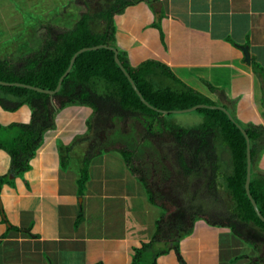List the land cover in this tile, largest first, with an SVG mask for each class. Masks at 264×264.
Segmentation results:
<instances>
[{
  "label": "crops",
  "instance_id": "0c3cea01",
  "mask_svg": "<svg viewBox=\"0 0 264 264\" xmlns=\"http://www.w3.org/2000/svg\"><path fill=\"white\" fill-rule=\"evenodd\" d=\"M64 2L0 0V26L16 33L31 25L30 13ZM114 22V47L132 67L161 63L186 86L219 103L224 97L244 124L264 127V0H142ZM70 142L62 133H45L30 170L23 178L11 174L13 183L1 186L0 264H133L136 249L157 235L165 211L150 201L120 152L92 159L80 197L87 151L72 156L76 148ZM10 171L11 158L0 149V177ZM158 264L264 263L231 229L199 220L181 237L180 252Z\"/></svg>",
  "mask_w": 264,
  "mask_h": 264
},
{
  "label": "trees",
  "instance_id": "16d2710c",
  "mask_svg": "<svg viewBox=\"0 0 264 264\" xmlns=\"http://www.w3.org/2000/svg\"><path fill=\"white\" fill-rule=\"evenodd\" d=\"M134 4L133 0H114L108 10L99 13L106 21L103 31H95L94 18L83 14L67 32L50 28L42 45L18 60L14 54L0 58V106L9 112L25 105L32 110L28 123L7 128L0 125V149L11 158V171L0 177V188L13 183L11 174L23 178L30 170L45 133L55 128L57 114L73 105L87 107L94 111L92 131L102 136L117 119L125 128L135 121L142 125L143 141L159 144L161 160L173 162V178L163 170L161 177L166 179H159L156 166L135 159V151L128 146L110 145L106 149L122 154L130 173L146 187L150 201L165 211L157 235L136 249L133 264H158L161 257L180 252L181 237L192 233L199 220L231 229L258 250L264 263V173L256 169L264 155V127L244 124L223 96L221 103L214 101L186 86L161 63L148 61L134 68L119 51V65L111 49L116 31L114 17ZM102 45L107 47L94 49ZM85 48L90 50L80 53L65 75L73 57ZM160 75L169 83L158 84ZM193 112L204 116L200 127L183 128L170 119ZM96 146L88 148L83 161L80 197L89 181V164L100 153ZM250 150L251 194L263 218L247 190ZM70 152L67 149L63 153L64 169ZM224 191L232 197V209L225 208Z\"/></svg>",
  "mask_w": 264,
  "mask_h": 264
},
{
  "label": "rangeland",
  "instance_id": "374dc122",
  "mask_svg": "<svg viewBox=\"0 0 264 264\" xmlns=\"http://www.w3.org/2000/svg\"><path fill=\"white\" fill-rule=\"evenodd\" d=\"M138 1L142 0H133V2ZM113 2L114 0H65L61 8L47 10L45 6H41L42 10L30 13L31 25L27 29L22 27L19 31L13 33V28L0 26L1 33L5 32L4 36L0 35L3 37L0 38V58L14 54L16 60H18L23 54L30 53L40 47L44 40L48 38L50 28L57 29L60 27L62 31L67 32L75 26L83 14H89L94 18L92 28L95 31H103L106 21L100 18L99 13L108 10ZM33 8L32 6L31 10ZM98 15L99 18L97 17ZM156 81H158V84L162 82L169 83L167 79H163L162 75L156 78ZM0 110L6 113L3 117L0 116V121H3L5 125L12 121L30 122L31 120L32 110L28 105L23 106L16 112L5 111L1 106ZM93 117L94 111L90 108L79 105L69 106L56 115L55 128L50 131L57 134L62 133L64 138H68L71 141L70 144L72 146L75 144L74 148L76 149L71 153L74 157L81 158L80 155H85L88 148L95 143L97 145L96 151L100 152L97 156L113 152L106 150L110 145L121 144L135 151V159L146 160L148 163L155 165L159 179H166L161 177L164 171L168 178H173L170 174L173 162L168 164L161 160L162 153L158 147L159 144L143 141L145 135L140 123L136 125V122L132 121L125 128V124L117 119L114 121L112 128L101 136L90 129ZM170 119L175 124L188 129L200 127L204 123V116L197 112L176 114ZM221 151L223 152V149ZM258 166L256 169L264 173L263 159H261ZM223 196L225 198V208L232 209L234 207L232 197L226 191L223 192Z\"/></svg>",
  "mask_w": 264,
  "mask_h": 264
},
{
  "label": "water",
  "instance_id": "95a60500",
  "mask_svg": "<svg viewBox=\"0 0 264 264\" xmlns=\"http://www.w3.org/2000/svg\"><path fill=\"white\" fill-rule=\"evenodd\" d=\"M104 47H107V46L102 45V46L95 47L94 49H99V48H104ZM111 49L115 51V60H116V62H117L119 65H121V64H120V59H119V50H118L116 47H114V46L111 47ZM88 50H90V48L82 49L78 54H76V55L73 57L72 62H71V66H70L69 70L67 71V73H66L65 75L69 74V72L71 71L72 66H73V64H74L75 59L77 58V56H78L80 53H82V52H84V51H88ZM244 52H245V54H246L247 61H248V62H251V55H250L249 48L246 47V48L244 49ZM130 80H131V82H132L134 88H136L135 83L132 81V79H130ZM62 81H63V78H62V79L60 80V82H59L58 91H59V90L61 89V87H62ZM36 89H37V88H36ZM37 90H40V89H37ZM49 94H52V95H53L54 92H49ZM190 111H192V110H190ZM240 128H241V129L245 132V134L248 136V134H247L245 128H244L242 125L240 126ZM249 145H250V141H249ZM252 164H253V162H252V152H251V150H250V152H249V167H250V172H249V178H248L247 190H248V193H249V195H250L251 197H252V194H251ZM252 199H253V197H252ZM253 202H254V205H255V208H256V211H257L258 215H259L261 218H263V215H262V213H261V210H260L258 204L256 203V201H255L254 199H253ZM0 209L3 210L1 202H0Z\"/></svg>",
  "mask_w": 264,
  "mask_h": 264
}]
</instances>
